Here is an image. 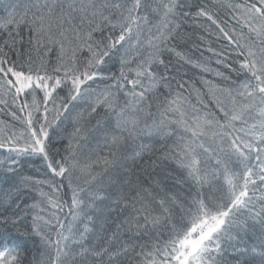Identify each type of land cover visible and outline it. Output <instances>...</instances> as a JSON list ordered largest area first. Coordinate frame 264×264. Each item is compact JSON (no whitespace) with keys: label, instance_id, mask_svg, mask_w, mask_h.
<instances>
[{"label":"snow or ice","instance_id":"snow-or-ice-1","mask_svg":"<svg viewBox=\"0 0 264 264\" xmlns=\"http://www.w3.org/2000/svg\"><path fill=\"white\" fill-rule=\"evenodd\" d=\"M16 8L0 18V179L15 190L0 264H264V0ZM190 20L199 55L179 45Z\"/></svg>","mask_w":264,"mask_h":264},{"label":"trees","instance_id":"trees-1","mask_svg":"<svg viewBox=\"0 0 264 264\" xmlns=\"http://www.w3.org/2000/svg\"><path fill=\"white\" fill-rule=\"evenodd\" d=\"M31 0H0V18L7 16L8 12L5 11V5L7 3H13L17 5L16 11L17 13L22 14L23 13V6L25 4L30 3ZM189 2H195V0H189ZM200 3L206 2V0H199ZM212 2H216V0H212ZM11 11V9H9ZM221 18L225 19L228 21V23H232L230 16H228L226 13L221 12ZM26 31V30H25ZM183 32L187 33V36L190 37V39L182 40L179 42V45L181 48L184 50L192 49L193 53L196 55H199V51H204V45L203 43L198 39L200 35H206L202 33V30L198 29L195 27L194 23L190 20L188 23L184 26L182 29ZM206 39L211 41L213 43V46L216 47L217 49L221 48L224 46V42L217 41L214 36H206ZM197 46L199 51L197 50ZM205 55H208V53L205 51ZM173 63H175V60L173 59ZM112 71H117L118 70V65H110ZM179 71L181 73H187L188 77H193V79H196L198 76V73H195L194 70H192L189 66L183 65L179 67ZM188 77H185L186 79ZM211 78V77H209ZM5 118L3 117L2 114H0V119ZM59 146V145H58ZM157 148H159V145H157ZM6 152L4 150H0V160L5 159ZM40 168L39 163L33 164L31 161H25L24 162V167L23 171L25 175H36V171ZM14 183L12 179L8 180H3L0 179V197L5 196L7 193H12V195H15V190L11 187V185ZM171 183V182H170ZM112 192H115L116 189L113 188L111 189ZM61 192L64 194L63 198L65 202L70 201L71 197V192L67 188H64L61 190ZM18 202H23L24 206L27 207V205H30L33 202L32 194L30 192L24 191L23 194L20 196V201ZM34 214V213H33ZM65 214H66V209H65ZM31 224V216H29L25 220V226ZM259 232L257 231L255 236H252L247 240V245L248 246H255L259 243ZM127 238V237H126ZM29 247V258L31 257H39L40 256V243H39V238L36 239L35 242L29 241L28 244ZM259 258L257 257V260Z\"/></svg>","mask_w":264,"mask_h":264}]
</instances>
